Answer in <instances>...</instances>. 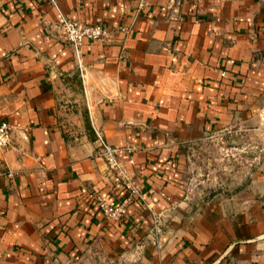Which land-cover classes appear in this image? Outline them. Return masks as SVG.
Here are the masks:
<instances>
[{
  "label": "crops",
  "instance_id": "1",
  "mask_svg": "<svg viewBox=\"0 0 264 264\" xmlns=\"http://www.w3.org/2000/svg\"><path fill=\"white\" fill-rule=\"evenodd\" d=\"M65 19L113 33L77 54ZM263 112L264 0H0V264H264V157L206 197L178 171L182 147Z\"/></svg>",
  "mask_w": 264,
  "mask_h": 264
},
{
  "label": "rangeland",
  "instance_id": "2",
  "mask_svg": "<svg viewBox=\"0 0 264 264\" xmlns=\"http://www.w3.org/2000/svg\"><path fill=\"white\" fill-rule=\"evenodd\" d=\"M179 178L202 197L226 193L232 183L243 184L264 157V128H233L181 148ZM230 191V190H228Z\"/></svg>",
  "mask_w": 264,
  "mask_h": 264
},
{
  "label": "built area",
  "instance_id": "3",
  "mask_svg": "<svg viewBox=\"0 0 264 264\" xmlns=\"http://www.w3.org/2000/svg\"><path fill=\"white\" fill-rule=\"evenodd\" d=\"M63 38L66 44L72 46L76 53L82 46L84 40L103 41L111 36L112 30L103 23L88 24L76 20L65 19L61 24ZM123 30V29H122ZM264 121V112L261 116ZM12 145V128L6 121H0V150H5ZM97 157L101 158L107 165L109 172L117 178L131 194L138 195L137 187L131 182L122 160L119 157V149L99 140ZM98 209L106 219L121 221L126 216L127 202H121L112 206L105 197L96 198Z\"/></svg>",
  "mask_w": 264,
  "mask_h": 264
}]
</instances>
